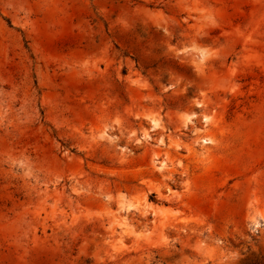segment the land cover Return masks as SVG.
<instances>
[{"label": "rangeland", "instance_id": "obj_1", "mask_svg": "<svg viewBox=\"0 0 264 264\" xmlns=\"http://www.w3.org/2000/svg\"><path fill=\"white\" fill-rule=\"evenodd\" d=\"M0 264H264V0H0Z\"/></svg>", "mask_w": 264, "mask_h": 264}, {"label": "bare ground", "instance_id": "obj_2", "mask_svg": "<svg viewBox=\"0 0 264 264\" xmlns=\"http://www.w3.org/2000/svg\"><path fill=\"white\" fill-rule=\"evenodd\" d=\"M205 142H207V141H205Z\"/></svg>", "mask_w": 264, "mask_h": 264}]
</instances>
